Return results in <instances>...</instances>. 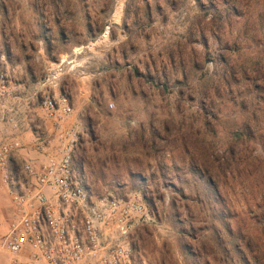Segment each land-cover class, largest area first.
<instances>
[{
	"label": "rangeland",
	"instance_id": "1",
	"mask_svg": "<svg viewBox=\"0 0 264 264\" xmlns=\"http://www.w3.org/2000/svg\"><path fill=\"white\" fill-rule=\"evenodd\" d=\"M0 67L70 97L94 198L145 204L132 264H264V0H0ZM13 215L0 178V239Z\"/></svg>",
	"mask_w": 264,
	"mask_h": 264
},
{
	"label": "built area",
	"instance_id": "2",
	"mask_svg": "<svg viewBox=\"0 0 264 264\" xmlns=\"http://www.w3.org/2000/svg\"><path fill=\"white\" fill-rule=\"evenodd\" d=\"M11 92L0 67V104ZM42 107L58 131L57 144L43 159L26 161L23 175L11 166L20 142L0 129V178L14 208L0 239V264H132L128 238L136 223L149 219L145 204L112 194L94 198L75 169L81 136L67 125L74 112L70 97L49 93ZM11 122L19 128L15 117Z\"/></svg>",
	"mask_w": 264,
	"mask_h": 264
},
{
	"label": "crops",
	"instance_id": "3",
	"mask_svg": "<svg viewBox=\"0 0 264 264\" xmlns=\"http://www.w3.org/2000/svg\"><path fill=\"white\" fill-rule=\"evenodd\" d=\"M37 80V77H34ZM11 95L4 103L0 104V129L9 139H16L20 142V146L15 150L12 155V161L19 160L24 163L29 160H41L45 157L46 153L52 151L55 147L52 145L55 142L56 134L58 131L53 122L46 118L43 107L35 99L34 93H22L15 95L14 87L11 84ZM42 90V87H37L35 93ZM15 117L19 123V128L15 129L11 122V118ZM69 120V119H68ZM67 125L69 123L67 122ZM44 134L49 135L52 139V145H46L39 141L37 134L44 131ZM52 149V150H51Z\"/></svg>",
	"mask_w": 264,
	"mask_h": 264
},
{
	"label": "trees",
	"instance_id": "4",
	"mask_svg": "<svg viewBox=\"0 0 264 264\" xmlns=\"http://www.w3.org/2000/svg\"><path fill=\"white\" fill-rule=\"evenodd\" d=\"M221 62L224 64V68L223 71L221 73V80L222 82H224V84H227L229 86H231L232 80H237V78L235 77V75H233V68L229 62V60L226 57H221ZM253 84H250V87H252V92L256 91V93H258V95L263 96L264 90L261 87V85L256 84V82H252ZM205 173H209L210 175L208 176V180L211 183H214V177L212 175V173L209 172V169L205 168L204 169V174ZM214 181V182H213ZM215 190H217V192H219V190L217 189V186L214 187ZM248 264H251V262L249 260H247Z\"/></svg>",
	"mask_w": 264,
	"mask_h": 264
},
{
	"label": "bare ground",
	"instance_id": "5",
	"mask_svg": "<svg viewBox=\"0 0 264 264\" xmlns=\"http://www.w3.org/2000/svg\"><path fill=\"white\" fill-rule=\"evenodd\" d=\"M120 8H121V6H120Z\"/></svg>",
	"mask_w": 264,
	"mask_h": 264
}]
</instances>
